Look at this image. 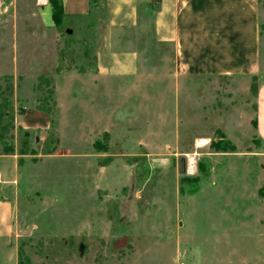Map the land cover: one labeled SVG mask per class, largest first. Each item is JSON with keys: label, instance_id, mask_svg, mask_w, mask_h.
Segmentation results:
<instances>
[{"label": "rangeland", "instance_id": "1", "mask_svg": "<svg viewBox=\"0 0 264 264\" xmlns=\"http://www.w3.org/2000/svg\"><path fill=\"white\" fill-rule=\"evenodd\" d=\"M42 1L0 0V78H13L15 127L0 168L17 221L36 226L13 242L17 260L264 264V144L255 129L264 0L256 76L183 74L153 31L161 0L139 10L136 30L115 29L118 14L100 7L73 31L65 22L48 28ZM103 29L108 49L136 54L134 75L93 77Z\"/></svg>", "mask_w": 264, "mask_h": 264}, {"label": "crops", "instance_id": "2", "mask_svg": "<svg viewBox=\"0 0 264 264\" xmlns=\"http://www.w3.org/2000/svg\"><path fill=\"white\" fill-rule=\"evenodd\" d=\"M61 1L68 20L89 17L102 7L107 8L110 17L115 16V12L118 14L120 24L115 29L136 30L137 13L141 8H148L151 0ZM257 1L161 0V10L153 31L157 41L173 46L177 67L183 74L256 76L259 74L260 47ZM44 14L45 25L52 28L50 13ZM110 24L113 30L115 25ZM94 27L92 24L86 28L93 30ZM108 29L105 28L106 31ZM106 31L101 30L97 36L93 77L126 78L134 75L138 63L136 54L124 51L121 46L118 52L108 49ZM255 104L256 134L264 144V81L257 89ZM20 127L28 130L27 127ZM10 156L0 155V164L5 165V161L12 158ZM8 183L9 174L5 172V167L0 168V264H18L13 242L30 234L31 227L33 232L36 231V226L17 221L15 202L5 195Z\"/></svg>", "mask_w": 264, "mask_h": 264}, {"label": "trees", "instance_id": "3", "mask_svg": "<svg viewBox=\"0 0 264 264\" xmlns=\"http://www.w3.org/2000/svg\"><path fill=\"white\" fill-rule=\"evenodd\" d=\"M47 4L50 7V16L52 23L55 27H58L61 23H70V27L67 29H72V20L66 21L65 14L63 12V5L61 0H47ZM86 55V52H84ZM13 96H14V85L13 78L11 76H4L0 78V155H13V131L15 129L13 125ZM23 130L24 136L28 133ZM25 145V144H24ZM225 147L224 143H217L215 149L220 152H234V146L228 145ZM28 263V261H26ZM18 264H22L20 259H18Z\"/></svg>", "mask_w": 264, "mask_h": 264}, {"label": "water", "instance_id": "4", "mask_svg": "<svg viewBox=\"0 0 264 264\" xmlns=\"http://www.w3.org/2000/svg\"><path fill=\"white\" fill-rule=\"evenodd\" d=\"M179 170H180L181 172H184V171H185V161H184V159H181V160L179 161Z\"/></svg>", "mask_w": 264, "mask_h": 264}, {"label": "bare ground", "instance_id": "5", "mask_svg": "<svg viewBox=\"0 0 264 264\" xmlns=\"http://www.w3.org/2000/svg\"><path fill=\"white\" fill-rule=\"evenodd\" d=\"M189 161V160H188ZM192 163H189V165H188V167H189V171H191L192 170V166L193 165H191ZM194 167V166H193Z\"/></svg>", "mask_w": 264, "mask_h": 264}, {"label": "built area", "instance_id": "6", "mask_svg": "<svg viewBox=\"0 0 264 264\" xmlns=\"http://www.w3.org/2000/svg\"><path fill=\"white\" fill-rule=\"evenodd\" d=\"M42 4H43V5H46V4H47V0H43V1H42Z\"/></svg>", "mask_w": 264, "mask_h": 264}]
</instances>
